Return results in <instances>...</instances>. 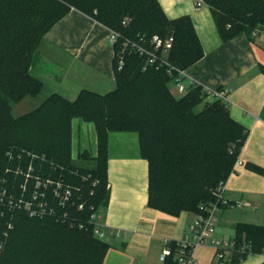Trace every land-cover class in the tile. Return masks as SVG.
<instances>
[{"label": "trees", "instance_id": "1", "mask_svg": "<svg viewBox=\"0 0 264 264\" xmlns=\"http://www.w3.org/2000/svg\"><path fill=\"white\" fill-rule=\"evenodd\" d=\"M202 3L223 42L243 33L250 38L264 26V0ZM72 8L117 32L119 43L172 37L166 59L179 69L203 56L190 16L169 19L158 0H0V192L16 202L44 190L55 213L30 216L6 200L0 204V264H103L110 245L94 234L89 218L103 212L109 201L110 132L137 133L140 155L148 163L147 205L171 216L197 214L200 205L214 201L215 188L231 174L247 137L248 130L229 116L222 99L205 101L206 92L198 84L175 98L165 68L143 70L144 60L134 52L123 55L118 70L114 51V90H84L73 101L51 94L35 109L13 116V105L41 92V82L29 71L31 61L45 33ZM74 118L95 127L93 169L72 163ZM245 166L264 175L259 166ZM37 179L59 181L71 189V196L58 204L52 186L35 188ZM233 230L237 245H249L252 255L264 253V220L262 225L235 223ZM237 263L236 254L227 262ZM163 264L177 262L170 256Z\"/></svg>", "mask_w": 264, "mask_h": 264}, {"label": "crops", "instance_id": "2", "mask_svg": "<svg viewBox=\"0 0 264 264\" xmlns=\"http://www.w3.org/2000/svg\"><path fill=\"white\" fill-rule=\"evenodd\" d=\"M200 1L158 0L169 19L190 16L201 43L202 58L185 69L187 89L191 81L201 85L208 102L215 99L211 91L221 92L229 116L248 130L233 170L224 182L223 197L229 203L243 202L247 203L243 207L253 209L243 212L242 218L231 223L232 228L239 222L261 225L250 218L260 208L264 220V175L245 165L251 163L264 170V33L250 38L243 33L223 42L208 6H197ZM113 59L109 29L72 8L45 33L31 61L29 71L41 82V92L23 99L12 109L27 107L26 101L33 99L24 112L27 113L51 94L73 101L84 90L108 93L116 86ZM96 153L93 123L72 119L73 163L76 158L80 161L76 166L93 169ZM107 157L109 201L101 212L100 223L106 231L102 239L110 248L103 264H162L164 241L185 236L196 214L181 212L171 216L148 207V163L140 155L137 133L110 132ZM231 208L235 207H225L218 214V238H228L221 224ZM237 264H264V256L249 255Z\"/></svg>", "mask_w": 264, "mask_h": 264}, {"label": "built area", "instance_id": "3", "mask_svg": "<svg viewBox=\"0 0 264 264\" xmlns=\"http://www.w3.org/2000/svg\"><path fill=\"white\" fill-rule=\"evenodd\" d=\"M202 3V0L197 3L199 6ZM264 26H260L254 29L251 32V37H255L260 33H264L262 28ZM120 35L112 30H109V41L111 45L114 47L119 43ZM172 37L161 38L157 35H154L151 39L146 42V40L141 39L142 43H138L132 41L130 39H123L122 42L119 43L118 52L115 51V56L117 58V69L119 70L123 65V55L126 53H136L141 56L144 60L143 62V70L147 67L154 66L164 67L166 74L170 77L169 85L170 87L175 88V90L179 93H184L187 90V87L184 84V81L187 79L185 69H179L172 65L166 59L167 51L171 48ZM117 54V55H116ZM191 81V80H190ZM191 85L195 83L193 81L190 82ZM213 97L223 99V94L218 91L210 92ZM27 180L24 184H21L20 187L22 192L26 191ZM47 186H52L51 194L52 198L57 200L58 204H64L68 201L71 196V189L69 187H64L61 182L57 181L52 183L49 180L41 181L37 179L35 181V188H43L45 189ZM224 191V183H220L214 190V201L208 204H202L199 207V213L195 215V219L190 227L189 232L183 236L179 240H165V246L160 255V261L163 264L167 257L172 256L177 264H196L193 260L194 251L196 248L200 246H208L213 250L214 258L218 261H222L225 259L226 255H228L229 259L233 255L238 256V261L244 260V257L252 255L250 252V246L243 243L241 245H237L234 238H218L215 236L216 233V224L217 217L219 212L225 207H237L242 208L247 205V203L236 202L234 204L229 203L223 197ZM4 191L0 192V204L4 203L6 200V204L14 205L16 207H23L26 209L30 216H44L46 214H55L53 207H49L47 201L45 200L46 194L41 190H36L32 193L31 199L29 201H24L21 197L16 202H13L14 199L12 196H9L5 199ZM34 201L36 203H34ZM79 208H82V204H79ZM101 213L93 212L90 215L89 221L93 224V232L94 234L102 239L105 236V229L103 225L100 223ZM264 256V253L261 254Z\"/></svg>", "mask_w": 264, "mask_h": 264}, {"label": "rangeland", "instance_id": "4", "mask_svg": "<svg viewBox=\"0 0 264 264\" xmlns=\"http://www.w3.org/2000/svg\"><path fill=\"white\" fill-rule=\"evenodd\" d=\"M170 91L175 98H178L184 95V93H179L176 90H174L173 87L170 88ZM32 100L33 99H28V101H26L28 104L27 107L25 105L24 106L21 105L22 107L20 106V107L12 109V112H11L12 115L18 116V115L23 114L25 111H28L29 107L33 104ZM199 109L200 107L198 106L196 110H199ZM73 159L75 160L74 163L72 161L74 165L80 164L79 160H77L76 158H73ZM250 210H253L252 207L251 208L243 207L242 209L235 207V208H231L230 211L223 216V222L221 225H222L223 230L226 232V235L228 237L227 239H229V237H231L232 234L234 236V230L232 228L231 223H233L239 217L242 218L241 215L243 212H247ZM261 212L262 210L258 208L254 214H251L253 218H250V220L255 223H261L262 225L263 220H262ZM213 253L214 252L210 247L200 246L196 248V250L194 251L193 260L196 262V264H227V262L229 261L228 255H226L225 259H223L222 261H218L216 258H214Z\"/></svg>", "mask_w": 264, "mask_h": 264}]
</instances>
